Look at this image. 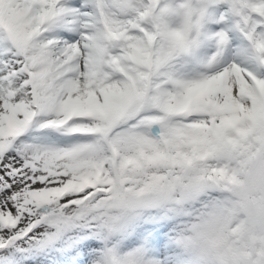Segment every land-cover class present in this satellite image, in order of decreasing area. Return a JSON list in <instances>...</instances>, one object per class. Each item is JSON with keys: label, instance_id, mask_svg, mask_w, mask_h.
Listing matches in <instances>:
<instances>
[{"label": "snow or ice", "instance_id": "snow-or-ice-1", "mask_svg": "<svg viewBox=\"0 0 264 264\" xmlns=\"http://www.w3.org/2000/svg\"><path fill=\"white\" fill-rule=\"evenodd\" d=\"M166 5L0 0V237L26 235L48 209L99 200L84 171L98 142L165 115L166 102L190 85L227 78L249 104L241 88L264 85V0H201L195 51L165 38L164 21L174 18ZM209 23L218 30L206 32ZM233 33L243 60L232 55ZM208 40L214 51L185 74L182 58Z\"/></svg>", "mask_w": 264, "mask_h": 264}, {"label": "rangeland", "instance_id": "rangeland-1", "mask_svg": "<svg viewBox=\"0 0 264 264\" xmlns=\"http://www.w3.org/2000/svg\"><path fill=\"white\" fill-rule=\"evenodd\" d=\"M171 1L179 5L172 15L170 12L165 14L174 17L172 21H164L165 35L173 30L178 33L184 30V6L181 7V0H168L166 3ZM241 43L238 41L232 44V49L236 51ZM181 64L185 74L192 73V69H189L190 56L182 58ZM172 97L177 98L175 95ZM196 103L202 104L198 99ZM186 119L188 118L184 115H164L160 121L144 123L145 120H139L129 124L110 139L107 138L103 143L98 142L97 152L90 157V167L84 171L90 173L92 182L96 181L93 179L98 175L95 174L98 172L97 168L99 172L103 171L105 179H111L110 170L114 169V165L123 161L126 155L132 154L136 157L135 161L129 163L124 170H121V164L116 172L120 181L135 194H138L136 188L147 187L146 191L140 193L145 199L152 190L155 193L151 201L160 200V197L166 195L170 196L169 204L183 201L178 195L179 191L170 192L174 183L186 181L191 184L211 181L214 188L207 190L205 194H199L197 198L192 197V200L185 198L183 207L188 210L184 214L185 218L171 220L170 228L167 226L161 229L163 232H160L159 238L165 245L161 252L157 243L150 239L140 250L119 243L108 251L79 252L73 257V264H123L128 261L137 264L138 260L149 264H211L209 261L217 262L213 255L218 254L224 258L225 264H260L264 257V226L257 220L256 213L258 208L264 207V114L258 113L250 122L247 121L249 125L235 123L241 127V134L237 129L222 128L215 123L207 130L208 136L199 142L191 139L194 138L193 134L201 135L203 128L187 129L189 121ZM153 124L161 128L166 124L169 128L166 127L157 135L152 131L155 127ZM141 151L145 153L141 155ZM205 152L211 154L207 155ZM173 156L176 158H172ZM192 156L195 157V162L190 160ZM112 158L117 162L109 163ZM93 160L96 166L91 167ZM224 169H228L226 175H223ZM230 175L235 178L234 182L229 179ZM99 193L104 195L96 200L98 203L106 196L104 192L93 195ZM247 203H250L254 214H250ZM49 210L51 209L47 211ZM72 210L73 207L63 212L53 209L57 214H70ZM41 223L43 222H36L35 227L26 232V237L22 236L24 234L19 235L21 247H26L28 242H35L44 234ZM168 231L179 233L176 240L180 244L167 241ZM29 235L31 237L25 239ZM8 238L0 237V241L4 242ZM252 249L254 253L247 256Z\"/></svg>", "mask_w": 264, "mask_h": 264}, {"label": "trees", "instance_id": "trees-1", "mask_svg": "<svg viewBox=\"0 0 264 264\" xmlns=\"http://www.w3.org/2000/svg\"><path fill=\"white\" fill-rule=\"evenodd\" d=\"M86 214H88L87 217L90 218H94L98 221L99 216L97 214L94 213V211L89 210ZM74 224L77 227V231L80 233H85L86 231L84 230V227L87 226V223L84 221H79V219L75 218L74 220ZM99 222H101V219L99 220ZM70 236V231H68V228H64L58 232L53 233L50 237L44 239L43 241H41L40 243V248H44L45 250H51L53 248H57L59 249L61 246L63 248H65L68 244V238ZM17 248V247H15ZM37 246L33 245L30 249L32 251H34V249H36ZM23 251H18L17 249L15 250V255L9 254L4 256V258L2 259H16L20 254H22ZM30 254V252H28Z\"/></svg>", "mask_w": 264, "mask_h": 264}, {"label": "bare ground", "instance_id": "bare-ground-1", "mask_svg": "<svg viewBox=\"0 0 264 264\" xmlns=\"http://www.w3.org/2000/svg\"><path fill=\"white\" fill-rule=\"evenodd\" d=\"M220 83H223V82L220 81ZM203 84L205 86V90L204 91H207V90L212 88V85L210 86L208 82H204ZM187 89L190 90L191 92H193L194 94L197 93L196 84L190 85L189 87H187ZM242 89L246 90L247 87L243 86ZM251 93L253 94V92H250V94ZM236 102H239L240 107L239 108H235V105H234L235 103H232L233 110H232V112L227 113V115H226L227 116V119H226L227 121L225 120L227 122L226 125H230L229 123H233V119H234L233 115H241L243 112H248L250 110V108H251V105H249V103L242 102L240 98L237 99ZM251 104H252V100H251ZM259 105H260V103L258 101V105L257 106H259ZM195 117L198 118V116H195ZM245 122H246V120H242V123H245Z\"/></svg>", "mask_w": 264, "mask_h": 264}, {"label": "water", "instance_id": "water-1", "mask_svg": "<svg viewBox=\"0 0 264 264\" xmlns=\"http://www.w3.org/2000/svg\"><path fill=\"white\" fill-rule=\"evenodd\" d=\"M261 219L264 220V213L262 214ZM262 264H264V261Z\"/></svg>", "mask_w": 264, "mask_h": 264}]
</instances>
